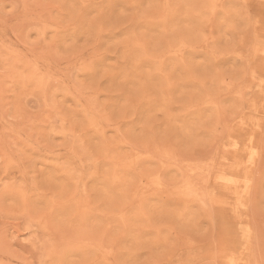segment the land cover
Masks as SVG:
<instances>
[{
	"label": "rangeland",
	"instance_id": "1",
	"mask_svg": "<svg viewBox=\"0 0 264 264\" xmlns=\"http://www.w3.org/2000/svg\"><path fill=\"white\" fill-rule=\"evenodd\" d=\"M0 0V264H264V9Z\"/></svg>",
	"mask_w": 264,
	"mask_h": 264
},
{
	"label": "bare ground",
	"instance_id": "2",
	"mask_svg": "<svg viewBox=\"0 0 264 264\" xmlns=\"http://www.w3.org/2000/svg\"><path fill=\"white\" fill-rule=\"evenodd\" d=\"M255 1H260V6L259 7L264 9V0H249L248 2H249V4L251 6H253Z\"/></svg>",
	"mask_w": 264,
	"mask_h": 264
}]
</instances>
